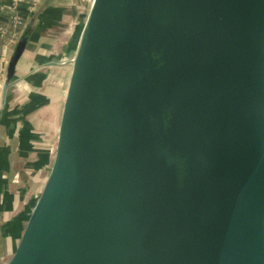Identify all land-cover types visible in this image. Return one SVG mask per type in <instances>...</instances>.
<instances>
[{
  "label": "water",
  "instance_id": "water-1",
  "mask_svg": "<svg viewBox=\"0 0 264 264\" xmlns=\"http://www.w3.org/2000/svg\"><path fill=\"white\" fill-rule=\"evenodd\" d=\"M78 10L53 162L5 264H264V0Z\"/></svg>",
  "mask_w": 264,
  "mask_h": 264
},
{
  "label": "crops",
  "instance_id": "crops-1",
  "mask_svg": "<svg viewBox=\"0 0 264 264\" xmlns=\"http://www.w3.org/2000/svg\"><path fill=\"white\" fill-rule=\"evenodd\" d=\"M79 6L80 0H0V264L15 252L53 162ZM62 22L66 41L57 54ZM27 25L31 38L4 100L8 60Z\"/></svg>",
  "mask_w": 264,
  "mask_h": 264
},
{
  "label": "rangeland",
  "instance_id": "rangeland-1",
  "mask_svg": "<svg viewBox=\"0 0 264 264\" xmlns=\"http://www.w3.org/2000/svg\"><path fill=\"white\" fill-rule=\"evenodd\" d=\"M14 23L15 24H20L21 23V20H20L19 16L16 17V19L14 20ZM63 24H64V22H62L61 26H58L57 34L61 31L62 28H64ZM4 33H5V29L3 30V35H4ZM65 41H66V32L62 31V32L59 33V35L56 38L55 48H54L55 53L59 54V52L61 51V49L63 48V46L65 44ZM60 71H61V69L58 70L57 74H59Z\"/></svg>",
  "mask_w": 264,
  "mask_h": 264
},
{
  "label": "built area",
  "instance_id": "built-area-1",
  "mask_svg": "<svg viewBox=\"0 0 264 264\" xmlns=\"http://www.w3.org/2000/svg\"><path fill=\"white\" fill-rule=\"evenodd\" d=\"M3 30H4V28L2 27V26H0V39L2 38V36H3ZM1 83H0V89H1Z\"/></svg>",
  "mask_w": 264,
  "mask_h": 264
}]
</instances>
